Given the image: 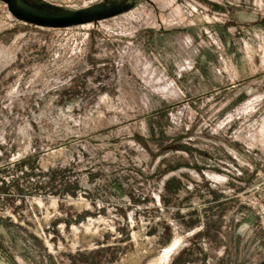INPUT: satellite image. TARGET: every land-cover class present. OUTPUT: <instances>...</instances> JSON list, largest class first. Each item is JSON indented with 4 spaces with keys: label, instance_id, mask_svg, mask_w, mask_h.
I'll return each mask as SVG.
<instances>
[{
    "label": "rangeland",
    "instance_id": "1",
    "mask_svg": "<svg viewBox=\"0 0 264 264\" xmlns=\"http://www.w3.org/2000/svg\"><path fill=\"white\" fill-rule=\"evenodd\" d=\"M126 1L0 0V264H264V0Z\"/></svg>",
    "mask_w": 264,
    "mask_h": 264
},
{
    "label": "water",
    "instance_id": "2",
    "mask_svg": "<svg viewBox=\"0 0 264 264\" xmlns=\"http://www.w3.org/2000/svg\"><path fill=\"white\" fill-rule=\"evenodd\" d=\"M18 19L44 27H69L104 20L132 8L126 0H104L81 9H66L45 0H3Z\"/></svg>",
    "mask_w": 264,
    "mask_h": 264
},
{
    "label": "trees",
    "instance_id": "3",
    "mask_svg": "<svg viewBox=\"0 0 264 264\" xmlns=\"http://www.w3.org/2000/svg\"><path fill=\"white\" fill-rule=\"evenodd\" d=\"M179 180H177V179H175V178H171V179H169V180H167L166 182H165V192H167L168 194H169V192L171 193V192H173V193H176V192H178L179 190H181V187L180 186H178L179 185ZM172 184H176V186H172ZM167 200L165 199V202H166Z\"/></svg>",
    "mask_w": 264,
    "mask_h": 264
},
{
    "label": "bare ground",
    "instance_id": "4",
    "mask_svg": "<svg viewBox=\"0 0 264 264\" xmlns=\"http://www.w3.org/2000/svg\"><path fill=\"white\" fill-rule=\"evenodd\" d=\"M174 246H175V244H174L173 246H171V247L173 248ZM171 247H170V248H171ZM170 248L168 247L167 250H170ZM171 250H172V249H171Z\"/></svg>",
    "mask_w": 264,
    "mask_h": 264
},
{
    "label": "flooded vegetation",
    "instance_id": "5",
    "mask_svg": "<svg viewBox=\"0 0 264 264\" xmlns=\"http://www.w3.org/2000/svg\"><path fill=\"white\" fill-rule=\"evenodd\" d=\"M46 1V0H45ZM48 2V1H47ZM49 3H51V2H49ZM52 4V3H51Z\"/></svg>",
    "mask_w": 264,
    "mask_h": 264
}]
</instances>
